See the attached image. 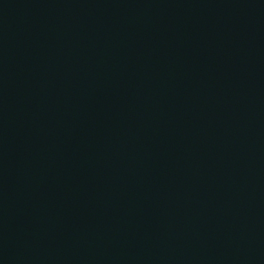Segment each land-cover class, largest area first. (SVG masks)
I'll return each instance as SVG.
<instances>
[{
	"label": "water",
	"instance_id": "water-1",
	"mask_svg": "<svg viewBox=\"0 0 264 264\" xmlns=\"http://www.w3.org/2000/svg\"><path fill=\"white\" fill-rule=\"evenodd\" d=\"M209 0H0V264H218Z\"/></svg>",
	"mask_w": 264,
	"mask_h": 264
}]
</instances>
